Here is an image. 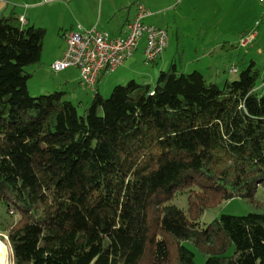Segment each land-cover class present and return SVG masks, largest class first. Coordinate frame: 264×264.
Masks as SVG:
<instances>
[{"label": "trees", "instance_id": "trees-1", "mask_svg": "<svg viewBox=\"0 0 264 264\" xmlns=\"http://www.w3.org/2000/svg\"><path fill=\"white\" fill-rule=\"evenodd\" d=\"M47 30L0 16V237L13 264H264V87L255 63L220 87L174 62L83 113L32 97ZM98 85V84H97ZM188 195L184 211L170 202ZM241 198L248 215L206 210ZM16 218V221L13 223ZM148 259L145 261V259Z\"/></svg>", "mask_w": 264, "mask_h": 264}, {"label": "rangeland", "instance_id": "rangeland-1", "mask_svg": "<svg viewBox=\"0 0 264 264\" xmlns=\"http://www.w3.org/2000/svg\"><path fill=\"white\" fill-rule=\"evenodd\" d=\"M178 4L177 9L166 12L164 16L166 18L170 15L173 18V23L166 27L171 38L172 33L177 31L176 27H179V52L176 50L178 41L175 35L160 62L158 64L147 63L143 55L144 42L141 41L138 52L124 68L116 73L103 75L98 87L103 97H110L116 86L125 85L131 80L155 84L160 71L168 70L174 62L178 65L180 72L199 71L209 82L217 83L220 87L224 86L227 81L238 80L240 71L254 62L260 73V86L264 87L263 3L259 0H185ZM64 15L63 8L61 11L53 10L46 18H39L36 22L39 27L47 25L49 28H45L47 34L40 63L25 68L26 72L32 74L28 88L32 97L64 90L67 98L78 106L80 113H83L84 109L90 105L95 92L81 86L78 70L69 69L56 73L49 62L63 49L61 48L62 37L56 27L57 19ZM254 32H257L254 42L247 47H242L240 40ZM203 43L205 47H202ZM210 47L212 50H209ZM209 66H212L210 70ZM233 68H237L238 72L233 73ZM66 79L69 85L61 88L59 86L61 81ZM256 196L264 204L263 187L258 188ZM170 204L187 211L188 195L177 194ZM257 211L256 204L235 198L218 207L206 210L200 223L209 224L221 214L248 215ZM16 218L14 217L13 223ZM1 238L0 240L6 244ZM6 246L9 251V263L13 264L12 251L7 244ZM188 247L195 253L196 264H205V255L193 245L188 244ZM147 260L146 258L145 261Z\"/></svg>", "mask_w": 264, "mask_h": 264}, {"label": "built area", "instance_id": "built-area-1", "mask_svg": "<svg viewBox=\"0 0 264 264\" xmlns=\"http://www.w3.org/2000/svg\"><path fill=\"white\" fill-rule=\"evenodd\" d=\"M47 2L53 0H46ZM264 5V0H259ZM151 11L144 4L138 5L135 18L126 25L124 35H112L96 27L70 30L64 34L66 49L60 59L51 67L56 73L75 68L80 75V84L87 90L96 91L98 81L105 74H113L131 59L137 52L142 38L146 39L145 61L155 63L169 45V33L166 29L146 23ZM25 23L24 18H20ZM257 37V32L240 40L247 47ZM233 73L238 69L233 68Z\"/></svg>", "mask_w": 264, "mask_h": 264}, {"label": "crops", "instance_id": "crops-1", "mask_svg": "<svg viewBox=\"0 0 264 264\" xmlns=\"http://www.w3.org/2000/svg\"><path fill=\"white\" fill-rule=\"evenodd\" d=\"M180 1L184 2L185 0H53L50 2H47L46 0H0V16L8 15L10 13H16L20 18L25 19V23H22L23 26L33 25L39 27L36 23L38 22L39 18L44 19L53 10L61 11L63 8L65 10V15L57 19L56 27V30H58L59 32V35H61L62 37L63 44L61 48L63 49L60 54L54 56L49 61L51 64H53L55 61L62 57L66 49L64 34L67 31H77L81 30L82 28L89 29L92 27H96L99 30L108 31L112 35H124L126 33L127 23L133 20L137 14L139 4L146 5L152 13L151 16L146 19V23L154 24L158 27L167 29L166 27H168L169 24L173 23V18H171L170 15L165 18L164 15L166 12H171L177 9L179 5L178 3ZM40 27L49 28L47 25H41ZM178 28L179 27L177 26V31L174 34L172 33V38L171 35H169V43L175 35L177 36V51L180 42ZM141 41H143L144 46H146V39L142 38ZM202 41L203 39L201 40V42ZM202 47H205L204 43ZM209 50H212V48L210 47ZM164 53L160 57V59L153 64H158L164 56ZM132 58L129 59L125 63V65H123L117 71L124 68L126 64L132 60ZM211 68L212 66H209V70ZM103 77L104 76L100 77L97 89ZM67 85H69V81H67L66 79L64 81H61L59 86L61 88H66Z\"/></svg>", "mask_w": 264, "mask_h": 264}, {"label": "bare ground", "instance_id": "bare-ground-1", "mask_svg": "<svg viewBox=\"0 0 264 264\" xmlns=\"http://www.w3.org/2000/svg\"><path fill=\"white\" fill-rule=\"evenodd\" d=\"M0 264L9 263V251L5 243L0 240Z\"/></svg>", "mask_w": 264, "mask_h": 264}]
</instances>
